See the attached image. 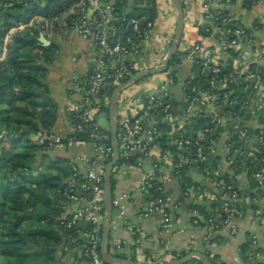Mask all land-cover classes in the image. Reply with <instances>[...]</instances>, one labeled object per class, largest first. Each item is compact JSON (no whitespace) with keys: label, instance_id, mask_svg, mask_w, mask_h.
<instances>
[{"label":"crops","instance_id":"1","mask_svg":"<svg viewBox=\"0 0 264 264\" xmlns=\"http://www.w3.org/2000/svg\"><path fill=\"white\" fill-rule=\"evenodd\" d=\"M156 1L157 17L154 19L149 43L145 39L136 38L132 44L131 53L130 51L126 52L131 57H138V61H142L144 64L150 63L153 59L159 62L163 61L171 47L176 30L177 12L172 1ZM182 3L184 11L183 35L176 54L180 51L183 52V55L180 56L179 62L174 65L170 64L166 71L142 78L129 86L119 96L117 125L120 155L113 168L115 187L112 197L113 214L107 242L111 252L109 254L113 256L122 254L128 258L135 256L136 261L145 264H152V259H155L158 264H168L177 259V255L180 253L193 252L190 250V241L195 238L198 241L195 251L204 255L207 253L209 256L214 254L228 264H245L246 261L256 264L257 261H264V184L252 172V168L247 165L250 157L248 156L246 161L242 159L244 154L242 150L251 147L255 150L261 147L262 142H259L258 136L260 133H264V123L261 122L260 116L257 117L252 111V101L257 97L258 92L252 88L249 82L243 80V98L251 96L250 104L240 106L238 111H234L238 98L229 100L227 96L220 102L212 101L205 106H200L205 110L207 117V113L211 114V119L208 117L207 123L210 122L214 125L212 131L216 138L208 150L216 160L214 173L228 175L234 180L240 191V195L235 200L237 211L229 213L228 221L222 226L210 230L209 219L214 208L213 211H210L206 205L194 203L195 197H202L200 195L202 187L223 199V192L220 189L222 187L199 168L196 167V172L202 177L199 180L195 179L192 176V169L195 166L192 167L189 172L191 183L188 185L187 191L184 192L181 176L174 170L172 153L162 154L159 146H154L158 150V156L163 157L160 161L159 179L163 191L167 195L166 199L171 215L170 227L165 230L161 226L163 211L156 208L155 196L143 183V177L152 170L154 162L147 166L137 156L139 161L136 163L119 164V160L127 156L122 154L125 136L119 121L124 117H128V119L131 117L132 120L129 119L131 122L141 120L145 111H142L144 104L140 94H145L150 99L152 96H161L162 93L166 92V101L170 102L173 108L179 106L178 98L186 101L179 92H177V98L173 93L167 91V88L176 91V85L180 78L187 82L189 78L195 76L194 61L187 57L186 47L196 42H202L209 51L216 47L217 40L225 28L214 22L215 14L225 12L229 20H236L242 24V28L249 30L247 40L240 46L239 54L237 56L232 55L233 57L223 65H231L235 75L237 71L245 68L256 72L264 67V24L261 22L264 17V0H260L249 7L244 5V0H183ZM138 7L136 0H125L122 19L126 21L118 24L119 32L123 34L128 32V17ZM49 41L50 43L47 45L54 43L59 46V51L55 60L49 65L46 79L48 94L41 93V96L43 94L45 98L50 97L56 102L57 118L50 131L39 130L30 136L33 141L39 143L40 132H70L73 113L69 104L77 96L71 95L70 86L74 82L73 80L82 78L87 74L90 65L95 62L98 55L93 42L81 37L74 29L62 31ZM246 50L251 54H244L243 52ZM169 73L172 74L173 83L167 82ZM126 92L132 93L133 104L131 106H128L124 100L123 96ZM204 93L200 95L203 96ZM100 115L104 114L100 113L97 119ZM107 115L109 123L107 129L101 126L99 120L98 122L101 128L110 132V113ZM183 119L182 114H177L172 115L171 121L180 122ZM164 123L166 122L164 121ZM182 127L183 133L185 129L189 128L200 130L206 134L204 127L197 123H184ZM147 128L148 126L145 125L144 129L147 130ZM147 135L148 133L145 137ZM195 137L196 135L193 136V138ZM234 137L236 141H232ZM111 144L110 148L113 153L112 135ZM232 147L234 152L240 151L236 158L230 154ZM46 153L48 155L46 160L43 159L42 153L38 155L35 161L36 168L43 167V163L44 165L53 164L61 167L64 162L71 167V174L67 179L70 188L65 194L67 200L60 201L64 212L59 218H72V228L75 235L72 238L71 236L65 237L66 244L55 250V255L59 254L60 256L55 264H67L68 262L71 264H88L90 259L84 253L80 256L77 251L83 247V243L76 244L81 231V229L76 228V225L77 219L82 216V213L85 211L87 214L88 211L87 172L91 159L98 154L97 141L65 142L50 148ZM179 156L185 158L183 153H179ZM209 160L211 162L210 158ZM140 161L143 164L140 165ZM34 174L37 172L35 171ZM84 204L85 207L83 208L82 205ZM76 208H78V212L75 211ZM85 220H87L86 215ZM232 225L237 229L235 234L230 233ZM253 236L256 238L255 243L251 241ZM248 241L256 250V254L252 257L249 256L247 260L242 255L241 247ZM62 244L63 241L57 247ZM63 250H65L64 253ZM245 255L248 256L249 253ZM148 257H151L150 262ZM188 264L196 263L189 262Z\"/></svg>","mask_w":264,"mask_h":264},{"label":"trees","instance_id":"2","mask_svg":"<svg viewBox=\"0 0 264 264\" xmlns=\"http://www.w3.org/2000/svg\"><path fill=\"white\" fill-rule=\"evenodd\" d=\"M80 0H0V264H55V249L65 237H74L75 232L72 226L65 225L70 221L71 217H66L64 222L61 215L64 212L63 205L60 203L67 200L66 193L69 191L67 179L71 174V167L67 163L63 166L46 164L41 168L35 167V161L39 154L42 153L43 159H47V150L50 149L46 143L35 142L31 139V135L39 130L50 131L57 118V104L50 98H42L41 93L47 95L46 79L49 71V65L57 57L59 46L51 43L43 45L39 40L40 27L37 25L26 26L20 29V25L28 23L35 16H42L47 19L61 17L70 8H75ZM114 13L120 19L125 9V0H113ZM139 7L135 9L133 14L128 17V32L123 34L119 32L120 28L116 22H113V32L111 39L121 37L126 40L128 35H132V39L140 38L135 33L130 23L133 17L141 19L140 27L146 28L148 21H154L157 17V1L156 0H136ZM183 0H180L182 3ZM260 0H244L246 7ZM183 4V3H182ZM138 12V13H137ZM76 18L77 15H74ZM71 16V18L74 19ZM68 28L74 26L73 19ZM224 19H226L224 21ZM76 21V19H75ZM215 23L221 24L225 29L242 27L236 20H229L225 12H221ZM56 23V27H57ZM245 34H249V30L245 29ZM7 36L9 38L6 41ZM232 37V36H230ZM233 56H237L238 51L229 49ZM183 52L178 51L171 59L170 64L174 65L179 62ZM195 76L189 78L190 88H195L194 94L200 95L205 91H211L219 96L217 101L223 100L225 96L229 100L238 98L243 99L244 81L233 73L231 65H222L217 74L221 80V85H216L210 89V80L212 72L203 70L199 62H194ZM232 80V82H231ZM226 85H223V84ZM83 85V83L81 84ZM107 94L112 95L115 86L107 83L104 86ZM147 103L146 111L148 112L146 122L151 116L155 115L163 118L166 113L163 106L157 101L153 102L150 107ZM239 110V105L235 106L234 111ZM101 113H110V105L104 107ZM74 115V114H73ZM260 120L264 123V116H260ZM208 117L203 107L197 109L194 117L190 118V123L199 124L204 127L207 138L195 137L191 140V144L187 152L183 156L188 158V162H183L179 153L180 149L175 146L177 135L170 137L171 126L164 122L157 123V133L148 147L158 145L161 153L171 152L173 155L174 170L181 176L183 183V191H187L188 185L191 183L189 172L192 167L199 168L203 173L216 183L223 179L227 185H233V189L240 193L234 180L226 174L214 173L215 165L210 167V160L207 154L206 159L202 160L198 157V148L201 146L209 150L216 138L213 133V123H208ZM148 126V125H147ZM92 125L89 124L82 132L70 133L68 136L74 141H94L91 136ZM101 134L107 137L105 143L111 147V134L103 128L98 129ZM262 132V131H261ZM261 147L254 150L255 159L249 158L247 165L252 168L255 174L264 168L262 157L264 156V133ZM185 135V134H184ZM232 141H236L234 137ZM66 142V141H65ZM112 155H108L106 162L110 161ZM138 157L128 154L119 160V164L136 163ZM56 170L55 172L53 170ZM37 174H34V172ZM159 174V172L157 173ZM111 188L112 197L115 187V172H111ZM162 184L154 181L149 190L155 196L167 197L163 188H159ZM203 188V187H202ZM222 192L227 187L220 188ZM240 195V194H239ZM222 199L213 202L214 211L219 208L222 215L219 226L223 225V220L227 218L228 213L223 212ZM213 211V212H214ZM85 240L83 241V243ZM106 250L110 252L107 244ZM256 250L248 241L241 247L242 255L248 260L250 253ZM249 255H245L248 254ZM186 252L177 255L178 258L186 255ZM211 264H216L214 258L206 254ZM115 256L123 259H131L136 261L137 258H128L122 254ZM218 257V256H215ZM157 263L155 259L151 260ZM189 262L202 264L200 259L193 257ZM188 262V263H189ZM258 262V261H257ZM106 264H110L105 261ZM187 263V264H188ZM219 264H227L225 261ZM245 264H248L246 261ZM264 264V261H259Z\"/></svg>","mask_w":264,"mask_h":264},{"label":"built area","instance_id":"3","mask_svg":"<svg viewBox=\"0 0 264 264\" xmlns=\"http://www.w3.org/2000/svg\"><path fill=\"white\" fill-rule=\"evenodd\" d=\"M113 5V0H80L75 8H70L61 17L51 20L42 16H35L28 23L20 25V29H23L26 26L37 25L41 29L40 33H43V35L50 40L60 32L69 29L68 24L70 21L68 19H70L71 16L74 17V15H77L76 18H71V20L73 19L74 21V26L70 29L76 30L81 37L90 39L98 51L96 60L90 65L87 74L82 78H76L73 80L74 82L70 86L71 95H77L76 98H74V100H72L69 104V107L74 114L72 115L70 132L39 133L40 143H46L48 147L52 148L54 146L62 145L65 141L73 142L74 140L68 136L70 133L82 132L89 124L93 127L91 136L97 141L98 154L91 159L90 167L87 172L89 207L86 219L89 225L84 232L85 242L83 243L84 254L87 258L91 259L93 264H106L105 260L101 256L102 228L105 219L104 172L107 164V157L110 154L112 155V149L105 143L107 136L105 134H101L98 130L101 126L97 119L101 110L104 107L109 106L111 101V96L107 94L104 86L107 83H110L116 87L127 80L134 73L162 63V61L159 62L155 59L148 64H144L142 61L125 63L122 60V54L128 51V47L130 46L133 48L132 44L134 40L132 39V35H128L126 40L121 37L111 39L114 29L113 22L119 20L114 13ZM220 13L221 12L215 14L214 19H216ZM142 18H144V16ZM142 18L133 17L130 19V23L132 24L133 31L138 33L140 38L145 39L149 43L151 30L154 26L155 20L148 21L146 28L142 30L140 27ZM225 20L226 19H224V21ZM261 22L264 24V17ZM56 23H58L57 27ZM223 30L224 31L217 40L216 47L211 51L207 50L202 42H196L185 49L189 59L194 62H199L202 65L203 70L213 73L210 80V89L216 85L222 84L221 80L218 79L217 74L220 71V67L233 57L229 49L239 51L241 44L247 40L245 29L242 27H236L234 29L227 28ZM8 38L9 36H7L6 41ZM243 53L246 55L251 54L248 50ZM3 57L4 53L0 56V59ZM236 75L239 76L240 79L249 82L252 88L257 90V97L252 101V111L257 117L264 116V67L256 72L245 68L244 70L242 69L237 71ZM167 77V82L173 83L172 74L169 73ZM82 83L83 85H81ZM189 85L190 80L186 82L185 88L189 93H195V88H190ZM223 85L226 84L224 83ZM165 95L166 92L161 94L162 97ZM123 97L128 106L133 104V100L131 98L132 93L130 94L129 92H126ZM250 97L251 96H247L239 100L237 105H239V107L249 105ZM190 99L191 106L183 115L184 119L180 122L171 121L172 114L170 113V108L172 107V104L170 102H166V104L163 105V111L166 113L163 118L153 115L150 120L146 122L148 125L147 130L144 129V122L148 115L146 110L145 114L141 117V120L131 122L128 117H124L119 121L125 136V146L122 150L123 156L131 154L135 151H143L153 159L154 164L152 166V170L143 177V183L148 188L152 186L154 181L161 183L159 179L161 169L160 161L163 157L158 156V150L156 147H148L147 145L153 140L154 135L157 133L155 125L160 123L159 121H165L166 124H169L171 126V131L169 133L170 137L177 135L178 139L175 142L179 147L187 151L189 145L191 144V140L184 135L182 125L184 123L188 124L190 121L189 117L195 116L197 112V103L200 107L205 106L207 103L212 101L219 102L217 101L219 96L211 91H205L203 96L196 94L190 95ZM154 100L155 96H152L148 100V107H150ZM159 103L161 104V102ZM146 133H148V135L145 137ZM258 138L259 142L263 141L262 134H260ZM104 145H106V149H104ZM242 151L244 154H247L249 157H253V159H255V153L252 147L244 148ZM198 157L202 160L206 159L201 146L198 148ZM182 161L188 162V158L183 157ZM262 161L264 162V156L262 157ZM141 164H143L142 161H140V165ZM158 172L159 174H157ZM255 175L261 179L264 184V168L257 171ZM217 184L220 187H227V190L223 192V199L206 188H202L200 190V195L204 198L212 200L213 202H218L222 199L221 207L223 212L229 214L232 211H237L235 200L238 198L239 193L233 189V185H227L223 179L219 180ZM159 188L161 189L163 186L161 185ZM168 204L169 203L165 197H159L155 200L156 208L162 209L163 211L161 226L162 229L165 230L169 229L171 221ZM222 215L223 214L220 209L216 208L209 219L210 230L218 228ZM62 219V222H64L66 217ZM227 221L228 218L223 220L224 223ZM72 224L73 220L65 223L68 227L72 226ZM236 231V227L232 225L230 233L235 234ZM255 239L256 238L253 236L251 241L255 243ZM197 244L198 241L195 238H192L190 241V250L195 251ZM253 255V252L250 253V257ZM210 256L214 258L216 264H219V262L222 261L221 258L215 257L214 254H210ZM150 258L151 257H148L149 262ZM256 264H259V261Z\"/></svg>","mask_w":264,"mask_h":264},{"label":"water","instance_id":"4","mask_svg":"<svg viewBox=\"0 0 264 264\" xmlns=\"http://www.w3.org/2000/svg\"><path fill=\"white\" fill-rule=\"evenodd\" d=\"M176 12H177V23H176V30L174 33V38L173 41L171 43V47L167 53V55L165 56V58L163 59L162 63L158 66H154V67H149L143 70H140L136 73H134L132 76H130L127 80H125L124 82H122L121 84H119L118 86L115 87L112 95H111V101H110V120H111V127H110V132L112 135V141H113V153H112V157L110 159V161L107 162L106 167H105V172H104V190H105V219H104V224H103V228H102V239H101V256L102 258L110 263V264H145L139 261H134L131 259H123L120 257H116L113 256L111 254H109L106 250V246H107V242L109 239V233H110V226H111V220H112V214H113V198H112V188H111V181H110V177H111V172L114 168V166L117 164L118 159H119V155H120V150H119V137H118V125H117V109H118V101H119V96L120 94L123 92V90H125L126 88H128L129 86L137 83L138 81H140L142 78H145L147 76H151L157 73H161L163 71H166L169 68L171 59L173 58V56L176 54L177 52V47L180 44V41L182 39V35H183V26H184V11H183V5L180 2V0H171ZM126 20L120 18L119 20L115 21L116 24H120L121 22H125ZM39 40L41 41V43L43 45H47L50 43V41L43 35V33L39 34ZM131 47H128V51H130L131 53ZM122 60L125 63H129L130 61H138L139 58L138 57H131L130 54H126L123 53L122 54ZM179 83L176 85V91H173L172 88H167V91L173 93L176 97H177V92H179L180 96H182L183 98L186 99V101L183 100H179L178 98V102H179V106L173 108V106L170 108V113L172 115H184L187 111V109L191 106V99H190V95H193L194 93H189L188 90L185 88V84L186 81L183 78L179 79ZM166 91V90H165ZM140 96L143 98V108L142 111H145L147 103L149 98L145 95V94H140ZM42 97L45 98V96L42 94ZM161 102V105H165L166 102V97L165 96H159L156 95L155 96V100L153 102ZM160 104V103H159ZM196 108L199 109V105L198 103L196 104ZM209 119H211V114L207 113ZM194 117V116H192ZM191 118V117H189ZM129 119L132 120L131 117H129ZM190 123V121H189ZM208 124V123H207ZM184 134L185 136H188L189 139H193V136L196 135L197 137H202L204 139L207 138V135L204 134L202 131L200 130H194V129H185L184 130ZM175 146H177L178 149L181 150L182 153L184 154H189L190 152H187L186 150L182 149L181 147L178 146L177 143H175ZM104 149H106V145L103 146ZM204 154H207L208 157L211 159L210 162V167L213 166V164L216 162V160L212 157V154L209 153L207 151L206 148H204L203 150ZM132 154L139 156L144 163L147 166H150L153 163V159L152 157L148 156L145 152L143 151H135ZM230 154L233 155V158H236L239 155V152H234V148L232 147V149L230 150ZM244 161H246L248 159V155L247 154H243V158ZM197 168L194 167L192 169V176L195 179H200L202 177L201 174H197L196 172ZM83 196H85V194L83 193ZM87 200V199H86ZM194 203L199 204V205H206L208 210H212L213 211V201L204 197H195L194 198ZM82 207H85V204L82 205ZM76 212H78V208H76L75 210ZM74 214V213H73ZM85 211L82 213V216L80 218L77 219V225L76 228L81 229L80 233H79V239L76 242V244H81L83 243V232L86 231L89 223L87 220H85ZM66 239H63V244L59 247H53V249L57 250L62 248L65 244H66ZM80 254V256L83 255L84 253V247H82L80 250H77ZM65 252V250H63V253ZM192 257H197L198 259H200V261L202 262V264H211V262L209 261V259L207 258L206 255L198 252V251H193L190 252L180 258H177L171 262H169L168 264H185L190 258ZM55 258L58 260L60 259L59 254L55 255ZM90 263L88 264H93L91 262V259L89 260ZM67 264H71V263H67ZM248 264H253L251 261H248Z\"/></svg>","mask_w":264,"mask_h":264},{"label":"rangeland","instance_id":"5","mask_svg":"<svg viewBox=\"0 0 264 264\" xmlns=\"http://www.w3.org/2000/svg\"><path fill=\"white\" fill-rule=\"evenodd\" d=\"M102 114H104V115H100L98 120L100 121L101 126L106 127V129H107L109 127V123L107 121L108 115L106 113H102ZM261 146H263V145H261Z\"/></svg>","mask_w":264,"mask_h":264}]
</instances>
